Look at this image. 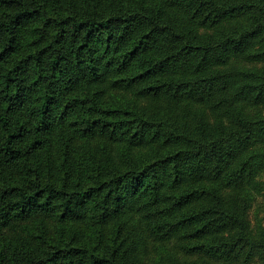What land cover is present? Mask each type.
<instances>
[{
	"label": "trees",
	"instance_id": "1",
	"mask_svg": "<svg viewBox=\"0 0 264 264\" xmlns=\"http://www.w3.org/2000/svg\"><path fill=\"white\" fill-rule=\"evenodd\" d=\"M264 0H0V264H264Z\"/></svg>",
	"mask_w": 264,
	"mask_h": 264
},
{
	"label": "rangeland",
	"instance_id": "2",
	"mask_svg": "<svg viewBox=\"0 0 264 264\" xmlns=\"http://www.w3.org/2000/svg\"><path fill=\"white\" fill-rule=\"evenodd\" d=\"M255 214H259L262 221L264 222V194L260 193L257 195L254 201L253 207L251 208V215L254 217Z\"/></svg>",
	"mask_w": 264,
	"mask_h": 264
}]
</instances>
